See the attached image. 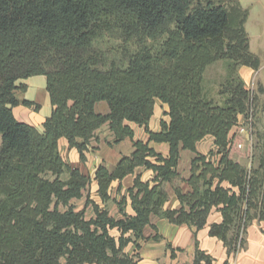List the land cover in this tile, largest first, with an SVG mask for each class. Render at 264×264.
I'll list each match as a JSON object with an SVG mask.
<instances>
[{
	"label": "trees",
	"instance_id": "1",
	"mask_svg": "<svg viewBox=\"0 0 264 264\" xmlns=\"http://www.w3.org/2000/svg\"><path fill=\"white\" fill-rule=\"evenodd\" d=\"M248 17L238 0H0V264H136L138 241L162 239L153 219L196 235L214 211L221 221L209 224L208 236L221 241L228 256L244 250L248 227L264 222V129L246 153L235 147V130L257 107V95L238 75L240 67H260L249 47ZM105 32L135 43L123 64H106L93 47ZM216 62L226 69L220 103L204 87L205 71ZM36 76L45 78L51 105L42 131L12 112L18 105L40 109L15 96L25 91L19 81ZM156 101L167 105L169 122L161 120L152 132ZM100 102L108 113L95 111ZM106 124L114 143L129 139L133 147L112 170L99 165L94 174L101 202L111 200L121 217H110L87 198L94 216L86 219L72 201L83 197L90 177L62 159L58 141L64 138L85 162L91 140ZM130 124L143 128L147 139L136 140ZM206 137L212 148L201 154L196 145ZM151 142L166 144L168 154ZM181 151L193 154L187 179L178 173ZM138 168L153 177L143 182L136 175L131 188L118 187L111 199V184ZM164 184L177 208L164 207ZM128 204L132 215L125 212ZM148 226L156 235L145 238ZM129 244L133 255L124 251ZM192 264H214L196 239Z\"/></svg>",
	"mask_w": 264,
	"mask_h": 264
},
{
	"label": "crops",
	"instance_id": "2",
	"mask_svg": "<svg viewBox=\"0 0 264 264\" xmlns=\"http://www.w3.org/2000/svg\"><path fill=\"white\" fill-rule=\"evenodd\" d=\"M260 69L261 62L260 67L257 70H252L247 67H240L238 69V75L244 82L247 90L255 93L257 98H264V82H262L259 77ZM18 83H21L23 86H25V91H16V98L19 100L24 99L34 102L40 106V109L38 111H34L32 108L18 105L12 109L13 115L19 122L28 124L32 127H35L39 131H42L41 124L51 113V105L46 92L45 78L42 76L30 77L28 79L21 80ZM257 85L258 88L256 90ZM259 87L263 90L262 93L259 91ZM96 105L95 111L97 113H108V108H106L107 105L105 107L103 104H100L99 111H97ZM155 107H158L159 110L162 109L163 114L160 115V113H158L157 117H154L156 112ZM167 112V105L156 101L153 116L148 123L149 129L152 132H158L160 130L159 125L161 120L165 121L166 123L169 122V117L165 115ZM104 126H107L106 135L111 136V141H109L111 146L108 145V141H106L104 138H101L103 139L101 140L97 137V132L103 127L102 126L96 131L95 137L90 142L91 149L86 154L87 162L84 164H81L78 152L73 148H69L68 143L64 138H61L58 141V148L62 159L71 168H76L80 170L81 173L90 177L91 183L88 188H86V190L88 189L89 191V199L98 205L100 209L106 208L107 205L101 202L97 194V184L94 181L96 168L99 165H104L108 170H112L119 158L122 156H130L133 151L132 143L129 139H125L119 143H114V138L112 133L109 131L108 125ZM130 127L134 131L135 139L142 141L147 139V136L142 128L134 124H130ZM209 138L212 140L211 137ZM198 144L196 145L197 151L201 154H205L199 151ZM149 146L163 156L168 154V146L166 144H156L151 142ZM211 148L212 147H210V149ZM184 152L190 153L189 151H181L178 169L181 167V158ZM191 159L189 160L187 176L184 177V179H187L189 176ZM136 175H140L143 182H146L153 177L152 171H148L143 168L136 169L133 175L125 177L120 182L115 181L111 184L109 189V195L111 199L116 197V191L118 187H121V192L131 188ZM167 186L169 185L164 184L163 188L169 194V202H167L164 207L168 209L177 208L178 201L173 195L171 188L169 187L168 190ZM180 188L184 192L188 190V187L184 183L180 184ZM113 206L116 211L109 213L113 218L118 219L121 216L117 207L115 205ZM125 212L128 215H132L133 212L129 204L125 207ZM220 221V215L215 211L212 212L208 218L207 225L202 230L198 231L196 235H194L192 231L186 226H174L169 224L166 220L153 219L152 224L156 226L157 234L161 236L162 239L160 241H153L151 239L138 241L137 244L140 246V248L135 252L139 258L136 264H192L194 257V239H196L198 242L199 249L205 251L214 259V264H225L226 262L227 264H264V222L253 221L247 229L245 249L236 255L228 256L223 243L216 238L208 236L209 224L219 223ZM161 224L164 228L159 227ZM110 234L115 237L119 235L116 230L110 231ZM154 235H156V232H154L149 226L144 228L143 236L145 238H150ZM167 245H170L171 249H168ZM177 249L182 251L178 252L176 251ZM171 250H175L174 258H171ZM124 251L129 255H133L134 246L129 244Z\"/></svg>",
	"mask_w": 264,
	"mask_h": 264
},
{
	"label": "rangeland",
	"instance_id": "3",
	"mask_svg": "<svg viewBox=\"0 0 264 264\" xmlns=\"http://www.w3.org/2000/svg\"><path fill=\"white\" fill-rule=\"evenodd\" d=\"M238 1L241 7L243 9H247L249 12V17L245 24V30L249 38L250 51L253 52L260 59L261 69H260L259 77L262 80V82H264V0H238ZM147 45L154 46L156 45V42L149 41L147 42ZM93 47L102 52L106 64L115 62L118 65L123 64L125 62V56L136 50V45L134 42H124L116 33H109V32L102 33L100 37L93 44ZM225 77H226V69H225V64L223 62H216L211 66H209L205 71L204 86H205L206 94L212 100L218 103H220L222 100L218 92V88L219 85L225 80ZM18 84L22 85L21 83ZM257 88L258 85L256 87V90ZM100 104H103L106 107V104L104 102H100L96 105L97 111H99L100 109L99 108ZM155 110L156 112L154 114V117H157L158 113H160V115L163 114L162 109L159 110L158 107H155ZM240 127L242 128L239 129H243V131H239V129L235 130L238 134V140L237 143L235 144V147L236 149H238L239 152L241 151L240 153L242 155V153L244 154L247 152L248 147L251 144V141H255L254 137L256 136V134L260 133L264 129V98L262 97L257 98V107L254 108V115L252 116V119L249 121L241 120ZM106 133H107V126L103 125V127L97 132V137L98 139L104 138L106 141H108V145L111 146V144H109L110 143L109 141H111L110 138L111 136L106 135ZM210 147H212V140L209 137L203 139V141H201L198 144L199 151L205 154H207V152L210 150ZM192 156H193L192 153H185V152L183 153L181 158V167L178 169L180 179H184V177L187 176L189 160L191 159ZM235 158H237V156H235ZM246 159H247L246 157H242V156L237 158V160H239L243 164L246 163ZM85 162H87V158ZM85 162H81V164H84ZM181 183L182 182L180 180L175 181V184L180 185ZM169 187L170 186H167L168 190ZM87 198H89L88 189L83 192L82 198L78 200H73L72 204L73 206H75L76 210L78 211L84 209L85 218L90 219L94 216V214L91 205L86 206ZM103 204L107 205V207L104 209H108L107 210L108 215L112 217L109 212L116 211L113 205H115L116 207L117 205L113 203L111 200ZM159 227L164 228L162 224L159 225ZM62 263L64 264V261H62Z\"/></svg>",
	"mask_w": 264,
	"mask_h": 264
},
{
	"label": "built area",
	"instance_id": "4",
	"mask_svg": "<svg viewBox=\"0 0 264 264\" xmlns=\"http://www.w3.org/2000/svg\"><path fill=\"white\" fill-rule=\"evenodd\" d=\"M239 131H243V129H239Z\"/></svg>",
	"mask_w": 264,
	"mask_h": 264
}]
</instances>
